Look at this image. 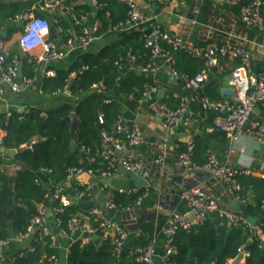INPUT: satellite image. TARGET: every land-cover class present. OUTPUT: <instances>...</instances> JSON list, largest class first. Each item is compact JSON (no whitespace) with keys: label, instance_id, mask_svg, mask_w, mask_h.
<instances>
[{"label":"trees","instance_id":"16d2710c","mask_svg":"<svg viewBox=\"0 0 264 264\" xmlns=\"http://www.w3.org/2000/svg\"><path fill=\"white\" fill-rule=\"evenodd\" d=\"M38 1L27 3L20 1L0 5V15L4 20L15 22L16 18H23L33 13V7ZM75 1L77 0H67L66 4L71 5ZM97 2L99 7L96 9V17L101 28L96 36L99 38L107 35L110 27L126 21L127 7L118 0H97ZM75 10L78 14L91 12L85 3L77 5ZM233 10L239 16V8H233ZM261 13L264 18V6ZM35 14L37 17L45 18L44 14ZM54 18L58 21V27L63 30L60 37L66 44L72 38L66 34V30L70 28V22L60 15ZM239 31L249 40H253L258 35L257 32L247 30L241 24ZM149 34V31L119 34L116 35V43L100 52L79 54L69 71L56 72L54 78L46 79L43 83L42 92L48 95L68 88L71 98L67 99L64 106L45 113L39 110H30L27 114L13 113L7 119L2 129L4 135L2 147L17 150L18 154L13 161L22 163L24 167L14 176L6 175L0 168V243L9 241L10 229L20 237L30 234L32 220L38 216V209L41 205L49 210L58 207V203L52 200L53 187H62L73 200L69 208L59 215H53V219H60L65 229L72 217L85 216L88 222L84 223H88L92 228L97 227V223L87 216L88 212L96 207L92 202L93 198L77 202L74 191L80 192L84 188L76 184L66 188L67 173L71 168H83L92 170L94 177L97 180L101 179V173L106 165L99 155L106 148L105 140L111 138L123 140V134L116 133V126L121 117V108L116 96L130 98L134 104H140L145 89L152 86L151 81L146 77L131 74L132 67L142 68L149 64L150 51L145 47V39ZM159 47L170 51L165 43L160 42ZM172 55L174 59L172 68L179 75L193 78L204 70L202 61L192 59L182 52ZM10 62L11 59H6L5 66L10 65ZM21 65L22 79H34L36 66L29 63L27 57L21 60ZM73 73H76L77 77L70 82V76ZM214 77L215 75L211 76L212 80ZM97 85L100 87L99 93L92 90L93 86ZM177 93L188 94L184 90L177 91ZM202 94L213 101H219L214 96H208L209 93ZM163 100L158 102L164 104ZM106 101H109V104H106ZM169 107L174 108L175 104ZM71 114H74L78 121L74 143L70 134L71 124L66 120ZM99 117H102L103 124L99 123ZM205 119L213 122L215 116L209 114ZM32 142L35 144L30 146ZM27 146L30 147L26 149ZM22 148L25 150H21ZM182 152L184 149L180 150V153ZM4 158L0 155V167ZM90 158L94 159L93 163L88 161ZM199 158L201 156L197 151L193 152L192 162L197 166H203L207 158L202 162L197 160ZM42 169L52 171L46 184L39 179ZM50 178L54 180L50 181ZM243 180L240 181V186L246 204L238 206V214L246 219H259L258 223L264 224L262 219L264 181L256 178H244ZM247 192H250L251 197ZM155 198L151 187L129 195L113 193L110 200L117 210L116 219L121 218L126 210H132L136 218V222L128 228L131 235L126 244V254L118 258L109 240L100 241L98 244L92 242L85 246L77 241L69 250L67 263L119 264L122 262L123 264H135L134 258L129 255L130 251L148 246L156 236H158V242L164 240L162 230L166 217L151 214L156 205ZM139 200H141L140 206L137 207L136 203ZM85 204L88 206L86 207ZM174 205L178 206L177 212L183 214L184 204L180 203L178 197ZM14 206H17L14 217L11 221H7L3 214H9ZM261 236L264 240V225L261 229ZM100 237L101 233H98V241ZM158 244V246L161 245V243ZM175 246L177 252L170 257L169 264H229L230 261L236 259L242 247H247L249 254L245 264H264V247L252 228L248 225L228 227V219L218 213L212 214L201 227L190 233L179 232L175 239ZM31 247L34 250L33 253L24 251L25 255L22 258L19 257L20 253L14 256L15 264H39L43 256L42 264H53L50 259H56V251L50 247L49 239H41L39 232L34 231ZM157 253L162 254L159 248Z\"/></svg>","mask_w":264,"mask_h":264},{"label":"built area","instance_id":"2783aa9c","mask_svg":"<svg viewBox=\"0 0 264 264\" xmlns=\"http://www.w3.org/2000/svg\"><path fill=\"white\" fill-rule=\"evenodd\" d=\"M85 1L77 0L71 5L66 4L67 0L38 1L33 7V13L26 16L27 21L17 38V47L28 58L29 63L34 64L36 67L43 64L56 63L64 60L72 53L85 51L98 40L96 34L99 32L101 25L96 17V9L99 7L97 0H90L93 7L91 12L85 14L76 13L75 7ZM143 1L164 5L171 0ZM203 1L225 5L231 9L239 8L241 25L247 30L264 35V18L261 13L264 2L262 0ZM125 4L127 7L126 21L110 27L107 34L119 35L137 31L146 24L142 20L139 6L135 0H126ZM34 12L48 15L52 20L49 21L46 18L37 17ZM199 14V11H195L196 16ZM59 15L66 17L70 22V28L66 30V34L72 38L66 42L64 51H58L52 43L45 39V35L50 32L51 27L55 29L57 34L63 33V30L58 27L57 19L54 18ZM23 18H16L15 22L18 23ZM211 21L215 22L217 18L212 15ZM215 31L217 32V30ZM226 36L227 41L223 44L206 41L204 45L199 46L184 37L171 35L159 24H153L150 34L145 39V47L150 51V61L147 66L138 68V71L143 75H155L161 66L166 64L169 67L171 76L183 82L184 91L188 94L173 93L171 97L175 101V107L170 108L158 102V88L147 87L140 104H145L147 109L159 119L166 130L177 127L182 123H189L197 118L204 120L207 115L213 114L215 122L213 128L209 130L210 133L222 132L233 144L238 143L240 138L246 136L264 147V120L257 118L255 114L256 110L264 112V72L255 73L251 54L238 45L235 36L228 33H226ZM151 39H154V41H151ZM239 40L245 42V40ZM160 42L165 43L170 51L160 48ZM177 52H182L192 59L202 61L204 70L193 78L177 74L172 68L174 65L172 54ZM227 61L236 62L237 66L233 69H228L225 64ZM5 62V44L0 41V100L5 97L6 91L17 94L20 93L21 87H28L32 84V80H20L18 78L19 68L15 60H11L8 66H5ZM214 71L219 75H225L227 89L236 94V99L223 98L220 101H213L202 94L204 87L211 81ZM71 77L75 79L77 77L76 73H73ZM92 90L99 93V85L93 86ZM106 104H109V101H106ZM98 120L100 124H103L102 117H99ZM116 133L123 134L125 142L116 144L113 153L108 147L100 153L99 156L106 165L105 170L101 173V180H111L119 170L123 169L125 173L137 175L146 181L147 186L144 189H148L150 178L149 164L143 160L132 161L126 157L117 158L115 156V151H122L125 146L139 148L143 145L144 137L140 127L137 124L127 125L119 119ZM2 141L3 132L0 127V147H2ZM113 141L112 138L108 140L111 145ZM34 144L35 142H32L30 146ZM193 152L194 144L190 143L180 155L179 165L183 171L188 174L205 175L210 180L220 183L239 207L246 204V199L242 196V189L238 180L242 177L258 176L264 181V169L254 171L245 167L234 168L227 163L219 162L216 155L212 152L207 153V160L203 166H197L192 162ZM165 158V154H162L153 163L158 166L163 165ZM88 161L93 163L94 159L90 158ZM85 174L91 177L94 176L92 170L71 168L68 170L66 182H75ZM39 175H43L49 180L52 171L42 169ZM82 188H84L83 191H74L77 202L93 198V192L90 187ZM52 189V200L58 203V207L54 210H49L41 205L38 209V216L32 220V228L29 231L39 232L41 239H49L50 247L54 249L56 248V241L49 235L47 230L48 213H51L52 217L63 213L65 209L70 207L71 200L62 187H53ZM136 192V189L119 191L120 194L125 195ZM179 196L181 203L186 207V212L180 214L177 211H170L166 214V222L162 230L164 235L162 244L158 246L159 239L156 236L148 246L138 247L130 251L129 255L134 258L135 264H153L152 259L154 257H160L165 264H169L170 257L177 252L175 239L178 233L181 231L190 233L192 230L201 227L214 213L226 217L228 219V227L250 226L255 234L259 236L264 247V240L261 236V229L264 224L257 222L254 226H251L242 215L220 210L217 203L204 191L203 187L196 186L181 190ZM140 202L141 200L136 203L137 207L140 206ZM108 205V209L116 211L117 215V210L111 200ZM116 215L114 218H109L100 207H95L88 212L87 216L97 223L96 228L84 223L79 216L72 217L67 222L65 229L60 219L55 218L54 223L62 237L72 239L77 233H80L77 241H80L84 246L94 242L97 239V234L101 233L99 241L109 240L114 254L120 258L131 235L128 228L136 222V218L132 210L124 211V215L117 220ZM262 219L264 220V215ZM2 244L4 243H0V245ZM158 248L162 254L157 253ZM27 251L30 253L34 252L32 247H29ZM24 255L25 253L21 252L19 257L22 258ZM239 256L242 259L238 264H245L249 257L247 247L240 248L236 259L230 261L229 264H237L236 261ZM15 260L14 257L4 258L0 254V264H15ZM50 261L53 264L56 262L55 258H51Z\"/></svg>","mask_w":264,"mask_h":264},{"label":"crops","instance_id":"0c3cea01","mask_svg":"<svg viewBox=\"0 0 264 264\" xmlns=\"http://www.w3.org/2000/svg\"><path fill=\"white\" fill-rule=\"evenodd\" d=\"M21 1L27 3L34 0ZM135 1L139 6L142 20L146 22V24L141 26L137 31L150 32V28H152L153 24H159L171 35L184 37L199 46L204 45L206 41H214L215 43L223 44L227 41L226 33L232 34L237 38L236 42L238 45L251 54L253 70L255 72H264V35L258 34L253 40H249L245 34L239 31L241 23L239 21V16L235 14L233 9L225 5L214 4L203 0H171L164 5H159L155 2L146 3L143 0ZM118 2L125 4L126 0H118ZM84 3L90 8V11L93 10L90 0H86ZM3 4L12 3L6 0H0V5ZM195 11H199L200 14L196 16ZM212 15L217 18V21H211ZM44 16L46 19L52 20L50 16ZM215 30H217V32ZM19 34L20 29L17 28V23L4 20L2 15H0V41L5 44L6 59L15 60L19 70H21V60L25 58V56L17 47V38ZM45 39L52 43L58 51L65 50V44L62 42L60 35L56 32L54 38L49 32L45 35ZM239 39L245 40V42ZM116 41V35H103L85 51L72 53L64 60L56 63L37 66L34 79H32V84L30 86L21 87L20 93L17 94L6 91L5 97L0 100L1 129L4 128L5 122L13 113L27 114L30 110H39L45 113L64 106L67 99L71 98L68 88H65L62 92L48 95L42 92L44 81L54 78L56 72L69 71L79 54H96L113 45ZM225 64L228 69H233L237 66V63L232 61H227ZM131 74H136L138 76L142 75L149 79L152 83L150 87L158 88L159 94L157 100L164 99V104L167 106L175 104V101L171 97L173 93L184 90L183 82L171 76L169 67L166 64L161 66L155 75H143L139 73L137 67L131 68ZM212 75H215L213 80H216L218 84L210 91L208 96H214L219 99V101L220 99L223 100L222 90L228 88L226 77H223L225 75L217 74L215 71ZM73 80L74 78L70 76V82ZM173 81L176 82L177 86L173 84ZM178 86L182 88L180 89ZM116 99L121 108L120 120L127 125L137 124L143 134L144 143L139 148L125 146L124 150L115 151V156H117V158L126 157L132 161L143 160L149 164L150 178L148 186L153 189L156 197V205L153 212L150 211L152 215L158 214L166 217L168 212L177 211L178 206L175 207L174 204L177 197L180 201L179 194L181 190L196 186L203 187L204 191L217 203L220 210L238 214V205L232 200L223 185L214 180H210L205 175L188 174L183 171L182 167L179 165V157L183 153H180V150L184 149L185 151L187 146L193 143L194 152L197 151L201 156V158L197 159L199 162L206 160L207 153L212 152L221 163H227L234 168L245 167L258 171L264 169V147L258 145L253 139L246 136L240 138L238 143L233 144L222 132L216 131L210 133L209 130L214 126L215 119L211 122L206 119L202 120L201 118H197L189 123H182L177 127L166 130L163 128L159 119L143 104H134L130 98L116 96ZM255 114L257 118L263 120V112ZM108 140L109 139L105 140L106 147H108L107 144L110 143ZM113 140L111 146L114 152L116 144L125 142V136L123 135V140ZM28 147L29 146H27L26 149ZM23 149L25 150V148L21 150ZM14 151L16 156L18 151ZM203 151H205L204 154ZM162 154H165L166 157L164 164L160 166L155 165L153 161ZM14 158L15 157H5L4 160H2V166L0 167L1 171L8 176L16 175L22 168L18 165L20 162L13 161ZM244 178H256L261 180L258 176L242 177L238 180L239 185L241 180L244 181ZM100 181L101 179L97 180L94 176L91 177L85 174L75 182H66L65 187L70 188L72 185L76 184L79 187H90L92 189L94 186H97L100 191L98 197V203L100 205L109 203L112 194L115 192L121 190L132 191L134 189L133 182L130 180V175L127 173L122 174L120 170L111 178L110 185H102ZM248 195L251 197L250 192ZM72 201L73 200H71V202ZM182 211L183 213L186 212L185 205L182 207ZM79 217H81L84 222H88V218L85 216ZM257 220L259 221V219ZM257 220H254L255 224L258 222ZM47 230L49 235L56 241V248L53 249L56 251L55 264H68L67 259L69 250L75 242L70 238H65L60 235L52 215L48 219ZM33 236L34 231H31L30 234L24 237H20L10 229V239L6 243L0 245V254L4 258H10L18 253L27 251L32 245ZM96 241L98 240L95 239L94 242ZM98 243H100V241H98ZM159 243L162 244V241ZM43 257L42 260L39 261V264L43 263Z\"/></svg>","mask_w":264,"mask_h":264},{"label":"water","instance_id":"95a60500","mask_svg":"<svg viewBox=\"0 0 264 264\" xmlns=\"http://www.w3.org/2000/svg\"><path fill=\"white\" fill-rule=\"evenodd\" d=\"M14 2H18L17 0L15 1H9V3H14ZM27 21V17L25 16L23 18L22 21L18 22L17 23V28L18 29H22L23 28V25L25 24V22ZM50 34L51 36L54 38L55 37V30L53 27L50 28ZM151 41H154V39H151ZM18 78L21 80L22 79V70H19L18 71ZM173 84L175 86H177L176 82L173 81ZM218 84V82L216 80H211L203 89V93L204 94H208L210 93V91ZM180 89L182 88L181 86H178ZM222 96L223 98H227V99H236L237 96L236 94L229 90V89H224L222 90ZM259 111L256 110L255 113H258ZM67 121L70 122V134H71V139H72V142L74 143L76 141V134H77V126H78V121L77 119L75 118V115L74 114H71L69 117H67L66 119ZM107 146L110 148V150L113 152V148L111 146L110 143L107 144ZM0 154L4 157H7V158H13L15 157V151L14 150H8V149H5L3 147H0ZM19 166L23 167L24 165L22 163H18ZM122 174L125 173V171L123 169L120 170ZM39 178L40 180L43 182V183H48V179L43 176V175H39ZM54 178H50V181H53ZM130 180L133 182V187L134 189H136L137 191L139 190H142L144 189L146 186H147V183L146 181H144L143 179H141L139 176L137 175H130ZM111 183V180H101L100 181V184L102 185H110ZM92 192H93V203L96 204L97 207H100L104 212L105 214L109 217V218H114L115 215H116V211L114 210H109L108 207V203H105V204H102L100 205L98 203V197H99V194H100V191L98 189L97 186H94L92 188ZM85 206L87 207L88 205L85 204ZM17 209V206H14L12 211L9 213V214H3L4 218L7 220V221H11L14 217V214H15V211ZM49 217H51V213H49ZM248 220V223L251 225V226H254L255 225V221L252 220V219H247ZM80 237V233H77L73 238H72V241L76 242ZM96 244H98V241L95 242ZM127 252V248H125L124 252L122 253V257L126 254ZM242 257L239 256V258L237 259L236 263L238 264L240 261H241ZM152 263L153 264H165L162 259L160 257H154L152 259ZM119 264H123L122 262H120Z\"/></svg>","mask_w":264,"mask_h":264},{"label":"rangeland","instance_id":"374dc122","mask_svg":"<svg viewBox=\"0 0 264 264\" xmlns=\"http://www.w3.org/2000/svg\"><path fill=\"white\" fill-rule=\"evenodd\" d=\"M50 21V19H48ZM117 220V219H116Z\"/></svg>","mask_w":264,"mask_h":264}]
</instances>
